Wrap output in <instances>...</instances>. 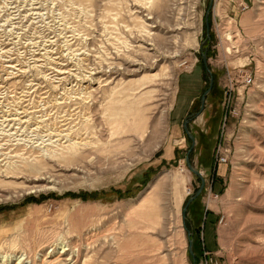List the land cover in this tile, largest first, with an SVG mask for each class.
I'll use <instances>...</instances> for the list:
<instances>
[{
  "label": "rangeland",
  "instance_id": "rangeland-1",
  "mask_svg": "<svg viewBox=\"0 0 264 264\" xmlns=\"http://www.w3.org/2000/svg\"><path fill=\"white\" fill-rule=\"evenodd\" d=\"M210 1L162 0L175 10L157 11L158 25L169 23L156 28L138 6L149 0H43L45 18L35 25L0 22V42L8 41L13 54L12 64L0 56V116L16 102L29 111L82 105L88 120L77 127L102 148L98 158L82 154L72 163L15 158L16 178L0 179V241L33 249L40 263L264 264V0H213L207 26ZM62 21L77 55L60 54L66 42L50 34L49 26L59 29ZM178 23L180 29H167ZM148 27L156 50L137 42ZM19 32L23 43L45 38L35 40L38 47L15 44ZM202 43L213 88L188 128L195 136L190 160L205 187L184 219L188 198L201 186L187 165L192 140L184 121L200 110L210 84ZM43 47L51 59L41 56ZM100 65L94 80L83 79ZM54 68L73 70L60 75ZM88 93L94 100L79 103ZM27 140L13 147L31 150ZM45 175L54 180L40 179ZM63 246L70 250L62 255ZM10 258L5 264H16Z\"/></svg>",
  "mask_w": 264,
  "mask_h": 264
},
{
  "label": "bare ground",
  "instance_id": "bare-ground-1",
  "mask_svg": "<svg viewBox=\"0 0 264 264\" xmlns=\"http://www.w3.org/2000/svg\"><path fill=\"white\" fill-rule=\"evenodd\" d=\"M42 1L43 0H5L4 4H5V7H7V9H8V14L5 18H2L0 15V18H1L0 22H4V24L5 25L7 24L8 25L7 27H11V29L19 28L20 23H22L23 21L30 22L32 20V22H31L32 25L33 24L35 25L37 22H35L34 20H36L38 18H40V19L45 18V14L43 12L44 9L42 7V6H44V3ZM149 1L150 2L142 3L141 6H140V4L138 5L140 9H144L147 11L146 18H147V20L151 21L148 26H151L152 28L163 27L164 23L166 24L169 20L167 18H165L164 23L162 22L161 25H158V23H157L158 21H156V18H155L156 17L155 13L157 14V11L160 10L161 12L165 13L166 15L169 12H171L170 14L173 15L175 8H172V6L170 7L168 4H163V3L159 4V2L162 0H155V1L149 0ZM1 4L3 6L2 2H1ZM41 4H42V6H40ZM4 10L5 9H3V11ZM179 11H180V7H179ZM60 25H63V27L61 26V27H59V29H56V28L52 29L51 26H49V28H48L49 30H52V32L50 34L54 35L53 36V38L55 39L54 41H56V40L62 41L63 40L64 42H66V44H64L66 49L64 50V52H62L60 54H63L64 56L68 55L69 57L73 56V55H77L74 53L76 51H80V49H74L73 48L74 45L71 44L70 43L71 40L68 39L69 36H67L66 33H64V30H66V28H67L65 26L66 24L62 21L60 23ZM167 27H168L167 29H169V31L171 30L174 32V31L180 29V23L176 24L175 26L168 24ZM36 28H39V27L33 26L32 30H35ZM11 29H10V32L13 31ZM39 32L40 31L36 29L35 33H39ZM24 35L25 34H23V33L21 34V32H19V33H17V36H15V37L13 36L14 40L16 39L14 41L15 44L30 45L31 47H33V46L38 47L40 41L38 42L35 40H37V38H40V39L45 38V36L40 34L39 36H36V37L34 36L32 38H28L30 40L28 43L25 41L23 43L22 41L26 37V35L25 36ZM155 36H156V34L153 33L152 30L149 29V27H148V29L145 31L144 34H142V33L139 34V37L137 38L138 39L137 42L142 41V42L152 46L150 50H156L158 48V46H157V43L155 40ZM48 41H50L52 43L54 42L51 39H49ZM7 42H4V41L0 42V53H1L0 56L2 58L8 57L10 59V60L8 59L9 60L8 62L11 63L13 61V60L11 61V57L13 54L8 55L10 52V48L7 47ZM12 42L8 43V44H13ZM83 47H85V46H83ZM46 48L47 47H43L42 50L43 49L46 50ZM35 52L31 51L30 54L35 56L37 54V53L35 54ZM41 56H45L47 59L52 58L51 51H47V50ZM35 58H33L34 61H35ZM58 58H60V57H58ZM16 59H17V57H16ZM100 64L103 65L102 62H100ZM101 65L99 67L92 68V71L89 70L90 75L87 76L88 74H86L83 79L85 80V79L89 78V80H91V81L94 80L95 77L93 76V74H97V73L103 71V66H101ZM11 66L13 67V65H11ZM99 68H101L102 70H99ZM54 69L60 75L70 74L71 71L73 70V69H67L66 70L63 68H61V69L54 68ZM83 70H85V69H83ZM93 71H95V73ZM64 78L65 77H61L60 79L63 80ZM98 80H101V77H98ZM44 94H47V93H44ZM81 95L77 98L78 100H81L79 103H81L87 99H90V98L92 101L95 98V97H93V94H91V93H88L87 97L82 96L83 98L81 97ZM23 99L24 98H22V100ZM56 101H58V99ZM60 101H61V99H60ZM16 103H17V105L14 103L16 105L15 108L11 109V106H10L7 110L1 111V113H3V114L0 116L3 118V119H0V179H3L1 181H4L5 178L6 179L7 178H16V176L18 175V173H17L18 171L15 172V170H14L17 167V165L13 161L15 158H22L23 157L22 160H24V159H29L32 157H33V159L43 157L44 161L53 160V161H58V163H63V162L72 163V162H76L78 159H81V157H84V158L87 157L89 159V157L93 156V155H95L96 158H98V154H99L98 152L101 151L102 148H98L96 146V144H94V148H93L92 144L90 142L86 141V138L88 137V130H86L85 128H82L83 125L80 127H77L82 122V120H86V119L88 120V118H86V116H85L86 113H84L85 107H82V105H81V106L75 107L71 111L69 110V108L67 110L64 109V108H66V106L62 107V108L57 107V108L50 110L51 111L50 112L48 110L49 109L48 107H50V106H47V105L41 106L40 105V106H35V107H37V108L41 107V109L38 108V109H36V111H29L27 108H25V106H23L22 102H20L19 104H18V102H16ZM20 104H22V106H20ZM57 104H63V102H59ZM75 104H78V103H74V105ZM52 111H54V112H52ZM33 112H36V113L39 112L41 114L39 116H36V114ZM51 120H52V122L49 123ZM114 122L115 121H113V122L111 121L109 123L113 124ZM130 130H131V128H128L125 131L129 132ZM29 131L34 133L35 136L38 138L31 139L30 135H29V137H27L28 136L27 133ZM42 133H44V135H41ZM34 134H31V135L33 136ZM112 134H113V132H112ZM19 136H20V138H18ZM111 137H112V135L109 134V138H111ZM89 138H90V136H89ZM25 139H28L27 142H30V144L33 143V147L31 146V150L30 149L26 150V148H22L23 145L20 147H16V148L13 147L15 144H16V146L18 144H22V143H18V142L24 141ZM13 141H18V142L14 143ZM40 141H41V143H40ZM105 141L106 140H104V142ZM118 150H120V149H118ZM82 154H86V157L82 156ZM33 159H32V161H34ZM37 162L42 163V161H36V163ZM26 165L29 166V164H26ZM31 165H32V163H31ZM20 174H21V172H20ZM52 176L50 175L49 177L46 178V175H45V177L41 176V178L40 177H38V178H40L42 180L45 179V180H48V182H51L54 180V179H51ZM35 180H38V179L35 178ZM72 230L76 231L74 228L69 229V231H72ZM68 234H70V233L68 232ZM71 234H73V233H71ZM18 243L19 242H17V241H13V242H8L7 240L0 241V258L2 255H4L3 262H0V264H5V261H7L6 258L7 259L10 258V257H12V255H14V257L17 258L16 264H28V263L29 264H60L61 263V261L58 262L57 260L54 263L48 262V261H46L47 260L46 258L44 259V262L42 261L40 263L39 259H37L38 253H34V250L29 248V247H28L29 249H25L24 248L25 246L23 247V245L21 246ZM43 244H45V243H43ZM48 246H49V244H48ZM44 247L45 246L39 247V249H37V251L42 250ZM46 247H47V245H46ZM54 250H55V248H54ZM54 250H52L51 253L54 252ZM68 250H70V249L63 246L62 255L66 254ZM20 252H22V255L18 256ZM25 255H27V256H25ZM59 257L61 258V255ZM72 257L70 255L68 257H65L66 259L61 258L60 260H62V261L63 260L68 261L69 260L70 261V260H72Z\"/></svg>",
  "mask_w": 264,
  "mask_h": 264
},
{
  "label": "water",
  "instance_id": "water-1",
  "mask_svg": "<svg viewBox=\"0 0 264 264\" xmlns=\"http://www.w3.org/2000/svg\"><path fill=\"white\" fill-rule=\"evenodd\" d=\"M212 7H213V0H211L210 1V4H209V10H208V12H207V14H206V20H205V22H206V24H207V26H209V24H208V17H209V13H210V10L212 9ZM203 45H204V43H202L201 44V47H202V50H203ZM207 52L205 51V50H203V53H202V60H203V63H204V66H205V69H206V71H207V73L209 74V76H210V79H209V88L204 92V94H203V96H202V98H201V107H200V110L197 112V113H195V114H191V115H189V117L184 121V129H185V131H186V133L188 134V136L191 138V140H192V144H191V147L189 148V150H188V155H187V157H186V161H187V165L189 166V168L192 170V172H194L199 178H200V180H201V186L199 187V189L194 193V194H192L189 198H188V200H187V202H186V204H185V206H184V208H183V217H184V219H186L187 218V211H188V208H189V206H190V204H191V202L195 199V198H197L200 194H201V192L203 191V189H204V187H205V178L203 177V174L198 170V169H196L195 167H194V165L191 163V160H190V153H191V151L193 150V148L195 147V136L193 135V133L189 130V128H188V123H189V121L193 118V117H195V116H199L202 112H203V110H204V107H205V101H206V97H207V95L209 94V92L212 90V88H213V74H212V72H211V70H210V67H209V63H208V60H207V54H206ZM190 236H191V234H190ZM193 239L190 237V252L191 253H193Z\"/></svg>",
  "mask_w": 264,
  "mask_h": 264
},
{
  "label": "built area",
  "instance_id": "built-area-1",
  "mask_svg": "<svg viewBox=\"0 0 264 264\" xmlns=\"http://www.w3.org/2000/svg\"><path fill=\"white\" fill-rule=\"evenodd\" d=\"M246 78H247V81H249V82L253 80V78L251 76L246 77Z\"/></svg>",
  "mask_w": 264,
  "mask_h": 264
}]
</instances>
